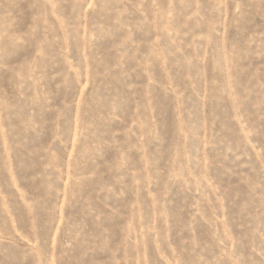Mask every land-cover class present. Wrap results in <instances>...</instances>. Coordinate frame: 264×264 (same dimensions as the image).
<instances>
[{"label":"rangeland","instance_id":"374dc122","mask_svg":"<svg viewBox=\"0 0 264 264\" xmlns=\"http://www.w3.org/2000/svg\"><path fill=\"white\" fill-rule=\"evenodd\" d=\"M0 264H264V0H0Z\"/></svg>","mask_w":264,"mask_h":264}]
</instances>
